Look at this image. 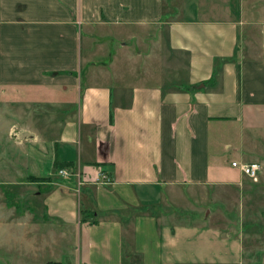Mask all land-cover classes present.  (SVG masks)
Segmentation results:
<instances>
[{
	"label": "crops",
	"instance_id": "obj_1",
	"mask_svg": "<svg viewBox=\"0 0 264 264\" xmlns=\"http://www.w3.org/2000/svg\"><path fill=\"white\" fill-rule=\"evenodd\" d=\"M0 86L54 97L41 171L66 173L0 197V264L69 236L74 261L45 263L190 264L217 212L165 200L221 183L217 154L255 152L241 131L264 116V0H0Z\"/></svg>",
	"mask_w": 264,
	"mask_h": 264
},
{
	"label": "rangeland",
	"instance_id": "obj_2",
	"mask_svg": "<svg viewBox=\"0 0 264 264\" xmlns=\"http://www.w3.org/2000/svg\"><path fill=\"white\" fill-rule=\"evenodd\" d=\"M128 43L125 50L131 51L135 42ZM52 101L54 97L46 91L0 86V197H16L17 192L23 193L25 189L27 193L24 195L29 196L34 185L28 188H24L23 185L27 178H35L34 175L39 178L33 179L34 181L44 184L47 178L58 177L56 168L48 177H44L41 171L42 162L46 161L51 152L46 131L47 122L44 120L51 107L48 103ZM255 121L256 129L241 131L245 146L248 145L249 148L255 146V152L238 155L229 148L228 151L216 155L218 162L215 160V163L220 164L223 172L219 178L221 183L208 185L193 192L185 191L183 197H180L181 202H171L169 197H166V211H172L175 217L198 209L200 213L197 218L201 223L208 211L217 212L215 215L217 225L215 224L214 228L219 231L213 232V235L212 226L203 227L208 234L206 236V232H200L197 235L199 240L192 242L190 264H211L207 258L209 253L214 255V264H219L222 260L227 264H264V116L259 115ZM234 134L238 136L235 130ZM252 139L254 144L250 143ZM232 160L256 163L258 170L255 180L252 181L241 175L237 168L231 167ZM209 165L210 168L214 166L212 157L209 158ZM44 186L47 187L46 184ZM159 206L161 208V205ZM225 223L229 226L226 230L231 231L229 241L225 239L220 228ZM192 225L202 227L201 224ZM74 240L72 236H69L68 240L60 239L56 247L54 246L52 255L46 251H39L38 257L35 258L37 263L46 264L45 262L56 258H62V262H66V259L73 262L78 249V244L76 245ZM257 247L258 249L261 247V250H256ZM244 252L250 255L245 257ZM7 257L8 261L16 259L14 253L8 254Z\"/></svg>",
	"mask_w": 264,
	"mask_h": 264
},
{
	"label": "built area",
	"instance_id": "obj_3",
	"mask_svg": "<svg viewBox=\"0 0 264 264\" xmlns=\"http://www.w3.org/2000/svg\"><path fill=\"white\" fill-rule=\"evenodd\" d=\"M230 166L233 168H237V170L239 171V173L241 175H244L245 177L251 179L252 181L255 180V174L258 170V166L256 163L250 162V163H239V162H235V161H231L230 162ZM57 174L59 176H65L66 173L62 170H58ZM102 178H105L104 176H102ZM77 186L79 185V183L77 182L76 184Z\"/></svg>",
	"mask_w": 264,
	"mask_h": 264
},
{
	"label": "trees",
	"instance_id": "obj_4",
	"mask_svg": "<svg viewBox=\"0 0 264 264\" xmlns=\"http://www.w3.org/2000/svg\"><path fill=\"white\" fill-rule=\"evenodd\" d=\"M59 165V164H58ZM58 165H54V168H56ZM59 166H62V165H59ZM34 180H39V178H37V177H35V178H33ZM83 215V214H82ZM87 215L86 214H84L83 216H82V219H81V221H84V217H86ZM46 264H51V262H48V263H46Z\"/></svg>",
	"mask_w": 264,
	"mask_h": 264
}]
</instances>
